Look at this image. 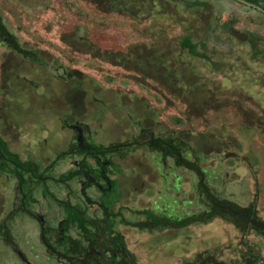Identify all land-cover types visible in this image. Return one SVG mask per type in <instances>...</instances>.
I'll return each mask as SVG.
<instances>
[{
    "label": "rangeland",
    "instance_id": "1",
    "mask_svg": "<svg viewBox=\"0 0 264 264\" xmlns=\"http://www.w3.org/2000/svg\"><path fill=\"white\" fill-rule=\"evenodd\" d=\"M208 2L210 7L196 14L193 13L196 8L193 11L182 9L171 0H0V12L8 29L22 47L36 53L38 58H24L0 36V137L4 140L0 146L7 156L19 154L23 161L34 158L42 172L44 164L56 157L58 151L68 150L71 138L74 139L71 127L75 123L85 126L87 132L94 131L102 144L114 141L115 147L124 142L147 140V130L155 135L162 132L164 136H178L176 132L182 126L188 133L184 131L180 139L193 142L189 143L192 149L182 148L183 155L198 159L208 181L217 179L223 183L216 188L218 184L213 182L214 192L217 190L228 200L244 205L247 200L241 196L249 191L251 202L258 198L264 218V178L258 176L256 183V174L249 164L254 155L256 159L259 155L263 157L264 164V141H259L257 136V143L249 147L247 139H253L256 133L243 128L245 134H242L239 117L242 115L243 123L249 126L256 122L264 124V106L260 102L264 92L260 99L253 97L249 87H241V76L255 77L261 84L264 77L262 74L259 77L251 56L243 58L249 62L242 66L233 61L234 56L225 57L227 50L217 49L212 53V47L207 45L211 51L204 50L206 58L192 55L191 40L197 46L202 38L215 31L212 35L216 41L236 46L237 54L239 44L249 46L243 42L245 36L239 31V15L230 12L233 3ZM182 26L183 36H190L184 50L180 47ZM256 42L264 49L263 40ZM246 67L252 70L247 72ZM60 73L67 74L65 79L59 78ZM196 127L199 131H190ZM137 131L144 133L137 134ZM122 149L128 155L125 159L115 156L113 166L122 194L135 195L138 200L132 201H137L141 208L148 201L155 209L161 205V214L166 218L181 220L192 213L199 215L197 206H192L198 205L192 179L196 182L199 178L191 170L179 167L172 157L168 166L160 152L150 147L131 145ZM63 169L58 166L51 175L57 178L58 171ZM11 181L10 174L0 170V264H30L18 256L6 240L7 228L31 264H65L48 257L51 252L39 240L41 228L37 219L24 215L19 209L11 213L12 195H7L5 190V184L9 183L11 188ZM56 185L50 182V186L55 188ZM57 186L61 189L55 190L65 191L62 182ZM68 188L73 192V203L82 204L92 214L79 180L68 182ZM33 195L30 198L35 201L30 199L27 207L40 211L47 223L58 226L65 217L61 207L45 200L37 189ZM206 196L203 191L198 194L199 201L205 205ZM220 204L224 202L213 201L210 207ZM128 212L124 214L129 217ZM225 213L232 216L228 210ZM139 217L136 215L133 219L136 221ZM231 218L234 220V216ZM221 225L225 223L220 219L214 220L209 230L200 225L176 228L157 224V228L171 229L175 237L174 244L169 246L166 243L173 239L169 236L158 234L153 239L154 244L163 245L157 257L159 263L177 264L192 256L193 247L197 245L186 241L202 239L206 242L214 233L220 260L232 262L244 254L255 258L260 253L264 257V237L257 233L248 236L251 222L246 218L245 232L234 224L227 225L231 229ZM119 226L120 223L116 229ZM125 228L128 232L125 231L124 238L129 234L126 243L129 249L135 250L141 260L150 255L144 238L151 237L133 226ZM229 231L231 241H227ZM165 233L168 234V230ZM46 234L54 240L53 232L51 235L47 229ZM67 234L70 239L87 244L77 223L70 226ZM247 237L249 243H246ZM54 244L59 247L57 242ZM116 247L123 252L120 245ZM124 247L127 249L126 245ZM185 250L189 251L186 256L183 255Z\"/></svg>",
    "mask_w": 264,
    "mask_h": 264
},
{
    "label": "crops",
    "instance_id": "2",
    "mask_svg": "<svg viewBox=\"0 0 264 264\" xmlns=\"http://www.w3.org/2000/svg\"><path fill=\"white\" fill-rule=\"evenodd\" d=\"M171 1L180 5L181 8L183 7L184 9L185 8L192 9L191 11H193L196 8L197 11L193 12L196 14H198V12L201 9L208 7V6L210 7V3L208 2V0L207 1L206 0H190L189 2L191 3L190 4L191 6H188V4L186 5L183 0H171ZM223 1H227V3H229V5H231V3H233L232 4V6H234V8H232L233 11H230V12L233 13L235 11V13H237V15H239L238 20L241 23L240 24L241 27L239 28L240 29L239 31H240L241 35L245 36L244 38H242L243 42L248 43L249 46H243L242 43L239 44L240 45L239 46L240 52L237 54V52L235 51L236 46L231 45L228 42H222L221 43L218 40L216 41V39L212 35L214 33L216 34V31H215L214 33L211 32L212 34H210L209 37L205 36L204 38H202L201 42H199V44L201 43L204 47L206 45L209 47H212V48H210L212 51L209 50L207 48V46L205 48H201L199 44L196 46L194 43H192V40H191V46H192L191 53H192V55L198 56V57L203 55L202 57L206 58V55H205L206 52L204 50L208 49L207 51H209V52L211 51L212 53L215 52V50H217V49L223 50V51L227 50L226 52H228V55H226L225 57L231 59L234 56L235 59H233V61L241 63L242 66H245L249 62L247 59H243V58H245V56H251V59H252V61H254L255 66H257L256 68L259 72V77L261 74L264 77V49L258 47V43L256 42L257 40H259V41L263 40L264 41V11H261L255 7H253V6L244 4L238 0H223ZM257 1H258V3H253V2H250V3H253V4L264 9V0H257ZM225 3H223V5H225ZM221 4L222 3H220V5ZM147 5H148V3H147ZM216 6L217 5H215V7ZM253 19H255L256 21H254ZM183 27L184 26H182V28L180 27V29H182L181 36H180L181 40H182L180 42V47L182 50L185 49V44H187L186 42L189 40V37H190L189 35L183 36V33H184ZM211 29L213 30V27H211ZM223 38L229 39L226 36H224ZM191 39L194 40V36ZM258 66L262 67V70H260L258 68ZM256 68H255V70H256ZM245 70L247 72H249L252 69H248L246 67ZM60 74H61V76H60ZM60 74L58 76L61 79H65V76H67V74L66 75H62L63 73H60ZM241 77H242V81H243V84H241V87L242 86L249 87L252 96L257 98V99H260V97L263 96V92H264V85H263L264 80L262 81L263 84H261V82H259L261 80L257 79L258 82H256L255 77L251 78V77L245 76V75L241 76ZM252 91H254L255 93H253ZM259 93H261L262 95L260 96ZM263 99L264 98H262L260 100V102L263 103V106H264V100ZM241 116H239L240 121H241V125L243 126L242 127L240 125L241 133L245 134V131H243V128L244 129L248 128L247 130H251V131H253L252 133H256L254 135L253 139H247L250 143L249 147H252L254 144L257 143V141H256L257 136H258L259 141H261L260 139H262V141H264V128H263L264 124L263 123L259 124L256 122L255 125L249 126L248 123H246V122L243 123V116L242 117ZM75 125H80V124L79 123L72 124L71 128L73 129V132H74V138L76 135ZM80 126H82V125H80ZM65 128H66V126H65ZM67 128H68V126H67ZM197 128L198 127L191 128L190 131H195V130L199 131V129H197ZM184 129L185 128H182V126H181V128H179L177 130L178 132H176V134L178 135L176 137H178L179 140L182 139V138L180 139V134H181V136H183L184 131H186L188 133L187 128H186V130H184ZM141 132L144 133L143 131H137L135 133L138 134ZM146 133L149 135L148 139L144 140L142 142H139L138 140L131 141L130 143H132V147L136 146V145L138 147H149L147 145H139V143H144V142H146V141L150 140L151 138H154L155 136L158 135V134L155 135L151 131L149 132V130H147ZM158 136H164V134L162 132H160ZM135 139H137V138L135 137ZM183 140L184 139H182L181 141H183ZM251 140H252V142H251ZM73 142H74V139L72 141V138H71L70 145L67 148L68 150H65L63 152L58 151L56 157H53L52 160L48 164L45 163L44 166L54 165L55 168L59 166V167H63L64 168L63 171H64L65 168H68L70 166L71 162L73 164V161H75L76 157L68 154V151L73 147ZM99 143L105 149L115 147L114 141L109 142V143H105V144H102L101 142H99ZM189 143L193 144V142H186V144L189 145V147H186V149H190V148L192 149L193 148L192 145H190ZM153 150H157V149H153ZM159 152H160L163 160L165 161V163H167V165L169 166L168 160L170 157L165 158L163 153L161 151H159ZM109 153H108L109 158H111V160L113 161L111 164L110 176H111L114 188L116 185V190L118 193L117 200L114 201L113 207L115 208V211L118 214V217L115 220V229H116V226L118 223H120V226H119V229L117 228L115 231L119 232L120 236H122V235L124 236L125 231H127V229L125 228L126 226H129V227L133 226L136 228L137 231L142 230L143 235H145V236L148 235L151 237V238H144L145 239V241H144L145 242V249L150 252V255L147 254L146 257L143 258V260H145V262H147L149 264H161V263H159L157 257L162 252V246L163 245L162 244L161 245L160 244H154L153 239L158 234H164L165 238H167L168 236L173 238L170 242L166 243V246H169L170 244H174V239H175L174 235H172L171 229H167L166 227L165 228H157L156 227L157 224H153L152 222H150L152 214L162 216L160 209L162 210L163 207L161 205H158V209H155L153 207V205L148 201L143 205L145 208L144 207L141 208L140 206L137 205V201H135V202L132 201V200H138L135 195H131V197H130L129 193H127V192L122 194V191L119 190V188L117 187V184H116V177H115L116 173L114 172L113 166H115V156L118 159H125L124 156H127L128 152L125 149H122V150L112 149V151H110ZM62 154H65V156H63ZM17 156L21 161H23L20 158L19 154ZM262 159H263V157H260V155H259L258 159H256V157L254 155V157L251 158V162L249 163V164H251L250 165L251 170L253 171V173H255L257 175V176L255 175V177H254L256 183L258 182V178H257L258 176L259 177L262 176L264 178V164L262 163ZM26 161H31L32 163H35L39 166V164L37 163V160L34 158H30ZM61 161H64V163L62 165L60 164ZM216 167H218V166H216ZM58 173H60V171H58ZM193 173L195 174V177H198V175L195 172H193ZM216 177H217V175L216 176L214 175V178H216ZM192 182L194 183V186H193L194 187V189H193L194 190V196H195L196 202L198 204V205L192 204V206H197V208H198L197 211L199 212V215H197L196 213H192V214H189L188 216L195 215V216H198L200 218L195 222L188 223V224H185L183 226H172V225H164V226H172V227H176V228H187L188 225H195V226L200 225V226H202V228H208L211 226V224L214 222V220L220 219L221 221H224V223H225V226L221 225V227H228L229 229H231L232 227L227 226V225L233 226V224H234V226L238 227L243 232H245V230H247V228H246V226H243L244 218H245L243 216V214L247 213V214H252L254 216V218L257 220V224L251 225L250 235H248V236L251 237V235H254V234L256 235V233H257L258 236L264 237V230H263L264 229V218L261 215V210H260V207H259V204L257 201L258 200L257 197L253 202H251L249 199L250 196L247 195L249 193V191L248 192L246 191V194L245 195L242 194L241 197L243 199L247 200V203L244 205H239L238 203H236V201L228 200V198H226L223 193L217 192V190H216V192H214L215 190H213V187H212L213 182L218 184V185H216V188H217V186H218V188H220L221 187L220 185L222 182H217V179H215V180L212 179V182H210V181H208L207 174H206L207 188H206V190L203 191L204 194H207V196H206L207 204L205 205V204L201 203L199 201V198H198V194L201 192V190L199 189V181L195 182V179H192ZM114 191H115V189H114ZM198 191H199V193H198ZM258 195L259 194H257V196ZM213 201L224 202V205L231 207L232 210L234 209L235 212L237 211L236 212L237 215L234 213H231L232 216H234V220L231 218L232 216L225 213V212H227L226 209H222V210L220 209L217 212L213 211L212 213H208L207 211H208L211 203H213ZM190 210H191V212H193L192 209H190ZM125 212H128L129 214H131V216H129V217L126 216L124 214ZM240 212H243V213H240ZM136 215H139L140 217L135 221L133 219V217ZM188 216H186V217H188ZM141 217H143L142 220H140ZM173 220H175V219L173 218ZM161 225H163V224H161ZM165 230H168V234L165 233ZM207 230H209V228ZM208 235H211V234L208 233ZM125 236H126V240H127V237L129 236V234L125 235ZM214 236H215V233L212 234L210 236V238L208 236L206 242L203 241L202 239H201V241H199V240L188 241L187 240L186 241L187 244H194V245H197V247H193L194 254L192 256L185 257L183 260L179 261V263H177V264H259V261H261L262 264H264V257L262 258L260 253H259V257H255V258H251L252 256L249 257L248 255L244 254V256L241 257L240 259H238V260L235 259L232 262H226L224 260H220V258H218V255H217L218 251L215 248L218 245V244L215 245V242H217L218 240L215 241ZM229 240L231 241L230 231L228 232V236H227V241H229ZM127 242H128V240H127ZM202 243H212V244L202 245ZM246 243H249L248 237H247ZM185 251L186 252L183 254L184 256H186L185 254H187V252H189L187 250H185ZM131 253L138 256V254L135 250L131 251ZM138 258H139V256H138ZM162 264H170V263L164 262Z\"/></svg>",
    "mask_w": 264,
    "mask_h": 264
},
{
    "label": "flooded vegetation",
    "instance_id": "3",
    "mask_svg": "<svg viewBox=\"0 0 264 264\" xmlns=\"http://www.w3.org/2000/svg\"><path fill=\"white\" fill-rule=\"evenodd\" d=\"M183 1L186 5L188 4V6H191L190 0ZM0 36L7 44V37ZM75 130L76 135L73 145H76V147L70 149L68 154L73 155L76 159L73 161V164L71 163L70 166L66 168L67 170L65 169L58 173L60 176L57 178L51 175V173L55 171V166L47 165L43 168L42 172H39V166L33 163L36 167V172L32 169H22V172H24L23 178L26 179V183L24 182L21 185L22 180L19 179H21L22 176L18 178L19 175H15L13 172V169L17 168V163L13 158L8 157L0 146V157L3 158H0V164L2 163L0 165V170L9 173L13 180L10 182L12 189L8 187L9 183L5 184L6 194L8 195V193H11L12 195L9 201H13L14 204L11 213L14 214L17 209H19L24 215L37 219L40 222L41 230L39 240L42 246L51 252L48 257L51 259L55 257L58 262H66L65 264H149L131 253L124 236H120L119 232L115 231V220L118 214L113 207V203L117 200L118 193L116 185L114 188L110 176L111 164L113 162L109 158L110 153H106L105 148L97 141V137L94 136V131L89 130L87 132L85 126L81 127L80 125H75ZM80 156H82V158ZM10 167H12L11 172L9 169ZM81 169L83 171L82 174L76 175ZM63 174H67V177L61 179ZM87 174H89V176ZM91 175L93 181L96 183H92V185L85 190L84 185L88 179L91 180ZM97 177L98 179L96 180ZM73 179L79 180L83 198L91 204L90 210L92 214H90L82 204L73 203V192L71 189H67L68 182ZM50 182L53 184L57 183V185L59 182H62L65 186V191L61 193L60 190H55L57 187L61 189L60 186L56 185L54 188L50 186ZM101 185L104 186V188H99ZM8 189H11L10 192H8ZM34 189H37L38 193L40 192L45 200L54 202L58 207H61L60 210L65 217L58 226L47 223L40 211L27 207L30 199H33L30 197H32ZM55 198L62 201L61 204L57 203ZM33 201L35 200L33 199ZM18 204L20 206H18ZM67 204L69 208L66 206ZM220 209H226L234 214L237 212L224 204L217 205L216 208L209 207L207 212H217ZM30 213L32 215H30ZM243 216L247 221L251 222V225L257 224V220L253 218L252 215L244 213ZM69 218L71 221H69ZM75 223L79 225L83 233V240L86 241L87 244L83 245L81 240H72L68 236V229ZM47 229L50 230L51 235L53 232V241L47 237ZM4 232L5 235H7L6 240L13 247L15 253L31 264L27 254L17 242L12 240L13 235L11 230L7 228ZM54 242H57L59 247H57ZM115 245H120L123 252H119L117 249L119 247L115 248ZM124 245H126V247L128 246L127 249H125ZM20 251L24 253V255L21 254Z\"/></svg>",
    "mask_w": 264,
    "mask_h": 264
},
{
    "label": "trees",
    "instance_id": "4",
    "mask_svg": "<svg viewBox=\"0 0 264 264\" xmlns=\"http://www.w3.org/2000/svg\"><path fill=\"white\" fill-rule=\"evenodd\" d=\"M247 1L253 2V3H258L257 0H247ZM6 24H7V22L4 21V16L0 12V35H2L3 37H7V40H6L7 44L12 46V48L19 55L24 56V58L26 57V58H30V59H33V60H37L38 58H37L36 53H32L29 50H27L24 47H22L17 42L14 34H12L10 32L11 30L8 29L9 26H7ZM188 42L189 41H187L186 42L187 44H185V45H188ZM191 49H192V46H191ZM3 141L4 140L0 137V142H3ZM131 145H132V143H129V144L128 143H126V144L122 143V145L119 146V147H116V148L112 147V148L105 149V150H106V153H108V152L112 151V149L122 150V148H129ZM139 145H147V146H149V147H151L153 149H157V150H159V151H161L163 153L165 158L172 157L175 160V163L179 167L187 168V169H190L191 171L195 172L198 175V178H199V189L201 191L206 190L207 182H206V172L204 171V168H202V166L200 165V162L198 161V159H194V160L188 159L182 153V151H183L182 148L187 147L186 142L179 140V138L176 137V136H155L154 138H151L150 140H148V141H146L144 143H139ZM3 149H4V147H3ZM3 151H4V153H6L5 150H3ZM14 156L15 157H12V156L11 157L17 163V168L13 169V172L15 173V175H19L18 178H20V176H22V178L19 179V180H22L21 181V185H22L24 182L26 183V179L23 178L24 172H22V171L24 169H32L34 172H36V167L33 165V163L31 161H21L16 154H14ZM0 158L3 159L2 157H0ZM52 166H54V165H52ZM9 169H10V172H11L12 171V167H10ZM82 172L83 171L81 169V170H79V172L76 173V175L77 174H82ZM87 175L89 176V174H87ZM65 177H67V174H63L61 176V179L65 178ZM90 177H91V180L88 179L86 181L85 185H84V189L85 190H87V188H89L92 185V183H96V182L93 181L92 175ZM97 179H98V177L96 178V180ZM101 187L104 188V186H102V185L99 186V188H101ZM55 200L59 204H61V202H62V201L58 200L57 198H55ZM66 206L69 208L68 204ZM30 215H32V214L30 213ZM199 218L200 217H198V216L191 215V216H188V217H186L184 219H181V220H173L171 218L161 217L159 215L152 214L150 222H152L153 224L183 226L185 224L195 222ZM69 221H71L70 218H69ZM16 248H18V247H16ZM20 253L24 255V253H22L21 251H20Z\"/></svg>",
    "mask_w": 264,
    "mask_h": 264
},
{
    "label": "water",
    "instance_id": "5",
    "mask_svg": "<svg viewBox=\"0 0 264 264\" xmlns=\"http://www.w3.org/2000/svg\"><path fill=\"white\" fill-rule=\"evenodd\" d=\"M238 1H240V2H242V3H244V4H247V5L253 6V7H255V8L261 10V11H264L263 8H261V7L257 6V5H255V4H253V3H250L249 1H246V0H238Z\"/></svg>",
    "mask_w": 264,
    "mask_h": 264
}]
</instances>
